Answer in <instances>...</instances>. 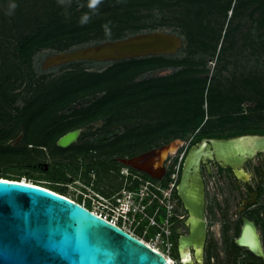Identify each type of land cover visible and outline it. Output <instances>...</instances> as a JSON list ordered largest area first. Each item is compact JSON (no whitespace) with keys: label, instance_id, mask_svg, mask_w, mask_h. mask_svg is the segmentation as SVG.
<instances>
[{"label":"rangeland","instance_id":"obj_1","mask_svg":"<svg viewBox=\"0 0 264 264\" xmlns=\"http://www.w3.org/2000/svg\"><path fill=\"white\" fill-rule=\"evenodd\" d=\"M16 1L21 2L22 6L25 5L24 0ZM82 1L84 3L81 0H52L46 14L52 19L53 14L59 13V19L62 20L75 17L84 6H88L91 10L89 9L88 18L81 19L84 22L113 16L123 17L122 23L112 27L113 30H119L118 40L150 33L176 37L180 45L174 53L155 56L166 60L162 67L144 71L134 76L130 82L164 78L165 86L175 87L182 84L189 86L194 81L201 80L207 81L209 92L201 99L181 100L173 108L169 105L149 103L131 111L104 116L89 124L93 125L92 129H87L89 125H65L63 131L55 135L54 143L47 148L44 147L43 138L47 132H26L25 127L16 119V114L32 98L33 92L25 84L20 87L11 85L13 93L18 95L17 101L11 105H0L3 114H9V117L0 119V178L20 176L21 181L25 180L31 184L54 186L69 199L89 206L91 211L115 218L116 215L111 216L105 206L93 200L95 194L91 180H85L90 185L84 187L81 185L82 181L75 177L76 166L88 164L93 161V157H97L89 152L98 149L94 142L99 137H106L110 144L100 149L102 154L98 157L115 158V162L136 158L157 160L159 150L176 145V153L164 162V167H170L172 172L174 165L180 163L183 153L193 141H199L198 137H205L207 133L228 135L264 131V0H106L103 3L98 0ZM11 4L12 2L9 3L8 9L12 11L14 7ZM1 5L0 1V8H3ZM76 5L77 7H74ZM44 11L43 9L42 12ZM14 15L15 11L11 13V17ZM18 22L15 19L7 22L10 29H13L15 24L18 27L8 35L3 45L9 65L8 71L19 64L15 52L16 41L31 31H23L26 25L24 22ZM54 23L60 25L62 22ZM101 34L102 31L91 32L85 36L88 40L65 50L60 49L61 45L58 43L55 44V48H58L56 50L48 49L36 53L32 58V71L36 78L48 76L46 80L49 81L61 76L74 65L86 72L100 73L112 64L123 62L91 59L56 62L58 56L112 42L101 37ZM65 42L63 44L67 43ZM149 57L153 56L144 58ZM100 96L101 94H98L89 98L87 104L79 101L59 113L54 124L48 126L49 129H55L59 124L81 120V115H71ZM198 113H203L204 119L201 125L196 126ZM75 129H81L82 136L71 148L65 150L58 147L59 138ZM45 137L51 140L53 135L50 133ZM66 162L70 164L69 176L54 177L48 174L51 168H54V172L63 174V164ZM118 167L117 165L116 168ZM123 173L127 176L124 168ZM143 175L142 171L131 169V193L126 191L121 199L122 203L126 202L129 196H134L133 191L142 189ZM124 181L116 175L115 186ZM221 196L217 197V201L214 197L211 199L218 205H223L226 199V204L234 207L236 202ZM109 206L111 208V205ZM136 218L135 221L130 219L119 224L145 243L163 252L174 264H184L179 262L176 252L169 244L170 241L167 244V241L163 242L159 236H146L142 231L141 216L137 215Z\"/></svg>","mask_w":264,"mask_h":264},{"label":"water","instance_id":"obj_2","mask_svg":"<svg viewBox=\"0 0 264 264\" xmlns=\"http://www.w3.org/2000/svg\"><path fill=\"white\" fill-rule=\"evenodd\" d=\"M176 37L150 33L58 56L56 62L77 60L124 61L170 55L180 45ZM93 128L89 125L87 129ZM80 130L66 133L57 146L75 143ZM161 150L158 151V153ZM264 154V135L202 138L183 160L177 187L190 218L189 235L179 239L183 258L189 247L202 243L204 192L201 164L212 161L237 172L248 160ZM126 164L142 172L143 159ZM151 175V173H149ZM241 174V172H239ZM198 242V243H197ZM200 252V250H199ZM189 261L182 260L187 264ZM0 264H169L163 254L139 238L89 211L84 206L26 181L0 179Z\"/></svg>","mask_w":264,"mask_h":264},{"label":"trees","instance_id":"obj_3","mask_svg":"<svg viewBox=\"0 0 264 264\" xmlns=\"http://www.w3.org/2000/svg\"><path fill=\"white\" fill-rule=\"evenodd\" d=\"M0 1L1 6H3V8H0V105H11V103L16 102L18 95L13 93L12 87L14 84L18 87L25 84L33 92V96L16 114V119L17 122L19 121L25 127L26 132L37 134L47 132L46 135L52 133L53 137L51 140H47L46 135L43 137L44 147L49 148L54 143L55 135L63 131L65 125L72 127L89 125L101 117L120 111H131L142 104H164L173 108L181 100L188 101L190 98L201 99L209 92L207 81L201 80L194 81L189 86L182 84L175 87L165 86L166 83L163 84L164 78L131 83L130 80L134 76L149 69L162 67V63H165L166 60L155 56L118 62L100 73L86 72L74 65L71 66L70 70L63 72L61 76L49 81L46 80L49 78L48 76L36 78L32 71V58L36 53L48 49L56 50L58 48H55V44L58 43L61 45L60 49H68L73 45H78L88 40L89 38L87 39L85 36L95 31H102L101 37L106 40H118L120 37L119 30H113L112 27L122 23L123 17L113 16L94 22H84L81 19L88 18V13L91 10L90 7L84 6L75 17L60 20L59 13H55L52 15V19H49L46 12L50 8L52 0H24L25 5L23 6L21 2L16 0ZM98 1L103 3L106 0ZM113 1L122 2L123 0ZM10 2H12L11 6L14 7L12 11L8 9ZM81 2L84 3L82 0ZM74 7H77V5ZM43 9L45 10L44 12H42ZM13 11H15V15L11 17ZM11 19L18 20V23L24 22L26 26L23 31L26 29L31 31L29 34L19 37L16 41L15 52L19 64L13 67V71L11 69L8 71L9 65L6 62L3 45L8 39V35L18 29L16 24L12 26L14 27L13 29L7 27V22ZM54 21H61L62 23L55 25ZM61 27L63 30H61ZM64 42L66 44H63ZM98 94H101V96L95 101L77 109L71 115H81V120L71 121L64 125L59 124L55 129H49L48 126L54 124L59 113L69 109L79 101L87 104L90 101L89 98H93ZM4 117H9V114H3V111L0 110V119ZM203 119V113H198L195 119L196 126L201 125ZM244 134L262 135L264 131H248L228 135L207 133L202 138H229ZM202 138L198 137L199 141ZM197 142L196 140L193 141L192 145ZM182 164L183 161L181 160L180 166ZM48 174L54 177L63 175L62 173L54 172V168H51ZM0 179L21 181L20 176H5ZM33 185L68 198L54 186ZM76 203L82 205L80 201ZM84 207L91 211L89 206L84 204Z\"/></svg>","mask_w":264,"mask_h":264},{"label":"flooded vegetation","instance_id":"obj_4","mask_svg":"<svg viewBox=\"0 0 264 264\" xmlns=\"http://www.w3.org/2000/svg\"><path fill=\"white\" fill-rule=\"evenodd\" d=\"M75 130H80L79 139L82 131ZM94 143L99 150L95 149L89 153L97 157H93V161L88 163L90 166L84 163L80 166L77 164L75 177L82 181L81 185L84 187H89L90 183L86 181L91 180L92 191L95 194L93 200H97L107 208L111 216H115L112 206L110 208L109 205L112 203L114 207L116 200L122 199L126 191H131L132 167L124 160L115 162V158L98 157L102 154L100 149L110 144L106 137H99ZM71 146L64 149L68 150ZM191 146L183 153L182 161ZM144 161L147 160L144 159L142 162ZM69 165L68 162L63 164L64 177L69 176ZM123 168L127 171V176L123 173ZM169 168L168 166L165 168L163 163L158 174L153 173L157 170L154 167L150 171L144 169L141 183L144 191L140 214L142 231L148 237L159 236L163 242L167 241V244L170 241L169 244L182 263L183 258L178 251V244L181 237L189 235L187 221L190 215L177 191L182 165L180 166V163L174 165L172 172ZM116 175L125 180L117 187L114 182ZM200 175L204 192L203 216L206 232L201 245L199 243L196 248L189 247L187 264H264V154H258L248 160L237 172L229 168L222 169L218 164L209 161L205 165L201 164ZM221 195L236 202L234 207L228 206L226 199L223 205H218L217 197ZM96 197L102 200L99 201ZM212 197L216 201L211 199ZM116 226L122 228L119 223ZM244 229L251 239L247 244L255 241L258 252H253L250 246L242 244Z\"/></svg>","mask_w":264,"mask_h":264},{"label":"built area","instance_id":"obj_5","mask_svg":"<svg viewBox=\"0 0 264 264\" xmlns=\"http://www.w3.org/2000/svg\"><path fill=\"white\" fill-rule=\"evenodd\" d=\"M143 192L144 191L142 189H140L139 191H133L132 193L134 196H131V197L129 196L126 202H123V203L121 202V199L116 200L114 207L111 203V206L113 208L112 210L116 215L115 218L108 217V215L103 214V213H98V212H93V211L92 212L95 213L96 215H99L100 217L104 218L105 220L109 221L110 223L114 225H117L119 222L125 223L126 221H129L130 219H133L135 221V219H137L136 216L141 214V210H142L141 200L143 198ZM82 206H84V204H82ZM146 244L149 246L148 243Z\"/></svg>","mask_w":264,"mask_h":264},{"label":"bare ground","instance_id":"obj_6","mask_svg":"<svg viewBox=\"0 0 264 264\" xmlns=\"http://www.w3.org/2000/svg\"><path fill=\"white\" fill-rule=\"evenodd\" d=\"M179 43V42H178ZM177 151V147L176 145H171V146H168L164 149L161 150V152L158 153V158L157 160H153V159H149L147 161H144V162H141V164H139V166L143 169H146L148 171L151 170L152 167L156 168L157 170L154 171L153 173L154 174H158L159 173V170H160V167L162 166V164L169 158L170 155H173L175 154ZM137 160H133V163H136ZM25 181V180H23ZM27 182V181H26ZM69 199V198H68ZM71 200V199H70ZM94 212V211H93ZM122 227V226H121ZM122 229L124 231H126L127 233H130L131 235L135 236L132 232L128 231L124 226L122 227ZM136 237V236H135ZM138 238V237H137ZM141 240V239H140ZM248 240H251L250 239V236L248 235L247 233V230L244 229L243 231V235H242V244L243 245H246V246H250V249L253 251V252H258V247H257V244L255 243V241H250L249 244H247V241ZM142 241V240H141ZM144 242V241H143ZM149 246L151 248H153L154 250H156L157 252L163 254V256L167 259V261L169 262V264H174V262L171 260V258L167 257L166 255H164L163 252H161L160 250L156 249L155 247H152L150 244ZM183 259L185 261H188L189 260V257L187 255V253L183 256Z\"/></svg>","mask_w":264,"mask_h":264}]
</instances>
